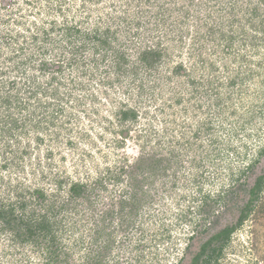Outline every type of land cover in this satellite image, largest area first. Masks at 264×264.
<instances>
[{
    "label": "trees",
    "instance_id": "1",
    "mask_svg": "<svg viewBox=\"0 0 264 264\" xmlns=\"http://www.w3.org/2000/svg\"><path fill=\"white\" fill-rule=\"evenodd\" d=\"M178 1L105 0L110 10H105L104 15L100 7L86 15L85 21L93 15L98 17L91 29L84 28L81 21L80 25L67 20L57 22L53 18L38 25L41 34L31 30L27 42H19L20 32L14 40L9 36L0 42L1 167L13 173L8 178H0V237L6 241L0 249L4 255L18 256L17 263L26 261L27 264H107L116 243L114 233L134 225L143 207L152 200L150 187L155 180L182 161L178 151L160 154L145 150L142 144L141 153L133 162L115 165L113 170L109 169L98 178H89L92 180L56 172L54 187L48 188L31 182L28 176H19V170L25 169V158L12 149L10 143L21 138H35L40 145L49 125L52 127L59 121L62 126L73 118L72 114L65 113L61 103L64 97L72 95L73 89L80 88L81 83L71 79V86L61 92L60 87L66 84L62 76L65 67L80 68L86 73L90 62L98 69L101 63L109 61L103 70L108 73L113 69L116 80L122 71H129L132 80L144 79L142 73L153 74L167 64L170 42L184 44L189 35L193 39L188 44L191 61L173 62L167 67L169 72L165 77L167 80L185 77L194 96L201 93L199 87H202L207 106L218 108L221 105L222 109L224 98H220L219 89L226 84L219 75H213L218 71L215 60L205 57L207 53H216L218 48L213 44L209 47L207 43L219 36L225 42L220 51L230 53L235 40L241 37L251 46L264 42V0H246V6L238 8L242 10L241 16L235 13L238 0H184L185 4H178ZM87 3L81 6L86 7ZM169 3L171 7L167 6ZM220 11L229 18L220 15L218 20L215 15ZM37 23L34 21L35 25ZM248 28L251 34L247 33ZM54 30L59 33L58 40L51 35ZM62 42L71 46V56L66 59L57 54L47 57L54 46ZM222 42L219 41L218 46ZM89 48H92L94 59L86 58L85 51ZM108 53L112 59L107 57ZM195 56V63L201 62V67L207 66L210 72L205 81H198L200 79L193 73ZM239 74L237 71L229 75L228 87H236L239 80L243 82L245 77ZM141 82L137 85L141 92L147 87L151 91L156 85L155 81L150 86ZM180 101L177 98L176 103ZM116 117L119 135L125 140L130 123L137 121L138 111L124 103ZM208 124L207 129L214 128ZM198 135L197 131L194 137ZM31 160L29 157L28 164L34 168L32 174L37 175L39 170L41 180H49L51 174L46 173L40 159L37 163ZM109 185L117 186L119 192L113 191L104 197L102 193L109 192ZM197 191V196L190 198L195 207L188 206L186 211L179 212V218L192 223V227L176 264H220L234 232L251 220L250 232L255 235L257 225L264 219V145L231 176L226 188L216 194L205 192L202 186ZM82 250L84 252L75 254Z\"/></svg>",
    "mask_w": 264,
    "mask_h": 264
},
{
    "label": "rangeland",
    "instance_id": "2",
    "mask_svg": "<svg viewBox=\"0 0 264 264\" xmlns=\"http://www.w3.org/2000/svg\"><path fill=\"white\" fill-rule=\"evenodd\" d=\"M83 2H88L86 7L81 6ZM246 3V0H238L237 16L242 15L239 6L244 8ZM178 4H185L184 0L178 1ZM167 6L171 7L172 3ZM98 7L102 15L105 10H110L105 0L96 3L89 0H0V42L9 36L14 40L17 32L22 34L19 42H27L32 32L41 34L38 25L53 18L57 22L67 20L80 25L81 21L84 28L91 29L98 17L93 15L85 21L86 15ZM220 15L229 18L224 11L215 17L220 20ZM34 21L38 22L37 25ZM247 30L251 34L250 29ZM51 35L58 40L57 30ZM192 40L187 35L184 44L170 42L167 64L153 74L142 73L144 79L132 80L129 71H122L119 72V80H116L113 69L104 72L109 61L101 63L98 69L90 62L91 67L86 73L80 68L65 67L62 76L66 84L60 87L61 92H65L66 86H71V79L81 83V87L73 89L72 95L64 97L61 103L65 113L72 114L73 118L62 126L59 121L57 125H49L46 138L40 145L35 138H21L10 143L12 149L25 158V169L19 170V176H28L31 182H39L48 188L54 187L53 179L56 178L53 175L56 172L92 180L89 178L103 175L109 169L113 170L115 165L130 164L140 155L142 144L145 150H155L160 154H167L170 150L179 152L181 163L174 164L165 174L158 176L150 187L152 200L143 207L134 225L114 233L116 243L111 248L107 264H176L192 227V223L179 218V212L194 206L190 198L197 196L199 186L211 194L226 188L231 176L250 158H254L264 145V42L251 46L241 37L235 40L232 52L225 53L220 51L225 42L219 36L212 42L208 41L209 47L213 44L218 49L213 54L206 52L205 57L215 60L218 71L213 75H219L226 84L219 89L220 98H224L221 109V105L218 108L216 105L207 106L202 87H199L201 93L194 96L185 77L171 80L165 77L169 72L167 67L173 62L187 63L190 60L188 44ZM219 41L222 43L218 46ZM60 46H54L47 57L53 58L57 54L64 55L61 58L66 59L71 56V46L64 42ZM85 52L88 54L86 58L93 57L92 48ZM107 57L112 59L110 53ZM65 59L64 65L67 63ZM196 60L195 56L192 63ZM194 65L193 73L200 79L198 81L210 77L207 66L202 68L201 62ZM237 71L240 77H245L243 82L239 80L236 87H228L229 75ZM140 81L147 86L155 81L156 85L151 91L146 86L147 90L141 92L137 87ZM190 95L191 100H188ZM177 98L181 99L179 104L176 103ZM124 103L137 109L138 118L130 123L129 135L122 140L116 112ZM208 123L214 128L207 129ZM197 131L199 135L194 137ZM2 153L3 149L0 152V178H8L12 172L2 169ZM29 157L33 163L40 159L46 173L51 174L49 180H41L39 170L35 173L37 175L32 174L34 168L28 164ZM116 187L109 185V192L104 191L103 196H110L113 191L117 194ZM261 222L255 235L250 232L253 226L251 220L234 232L220 264H264V219ZM4 244L6 241L0 237V247ZM82 252L84 250L75 254ZM10 255H4L0 249V264H27L26 261L17 263L18 256Z\"/></svg>",
    "mask_w": 264,
    "mask_h": 264
}]
</instances>
